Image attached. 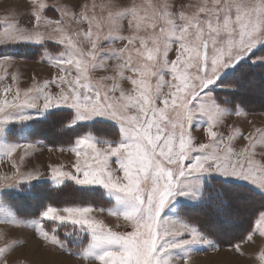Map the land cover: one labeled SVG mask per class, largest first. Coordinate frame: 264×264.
Segmentation results:
<instances>
[{
  "label": "snow or ice",
  "instance_id": "snow-or-ice-1",
  "mask_svg": "<svg viewBox=\"0 0 264 264\" xmlns=\"http://www.w3.org/2000/svg\"><path fill=\"white\" fill-rule=\"evenodd\" d=\"M27 3L24 11L0 12V48L38 49L54 71L44 79L32 74L21 87V74L9 72L15 54L0 52V158L11 168L0 172V225H7L0 228V264L26 243L9 237L18 227L84 264H192L194 252L219 251L221 244L179 213L184 205L211 206L235 224L240 209L222 189L246 188L264 200V124L227 123L248 115L230 98L238 90L229 74L245 64L264 69V0H195L179 8L168 0ZM50 120L66 143L49 150L71 153L73 161L69 168L49 164L45 174L24 164L44 141L9 137L27 140L33 124ZM98 123L111 124L117 136L87 127ZM34 181L58 194L69 184L77 193L99 190L109 206L57 196L40 199L23 217L9 198L31 193ZM105 212L131 230L114 231L100 218ZM257 237L262 243L248 255L264 264V203L226 246L245 255L242 245H256Z\"/></svg>",
  "mask_w": 264,
  "mask_h": 264
},
{
  "label": "rangeland",
  "instance_id": "rangeland-1",
  "mask_svg": "<svg viewBox=\"0 0 264 264\" xmlns=\"http://www.w3.org/2000/svg\"><path fill=\"white\" fill-rule=\"evenodd\" d=\"M56 2L57 0H48L49 4H54ZM59 2L69 4L73 7H78V5L83 3L84 0H59ZM89 2H91V0H89ZM96 2L99 3L100 0H96ZM114 2L118 4H127L130 3V0H114ZM137 2H140V0H137ZM168 2L173 4L176 8H179L181 5L194 3L195 0H168ZM28 6L27 0H0V12H3L5 9L10 7H16L20 11H24L28 8ZM46 14L55 16V13L52 10H49ZM27 19H29V17L24 16L22 18V22ZM124 23L126 25V21ZM116 46H120L119 41L116 42ZM0 52L15 54L16 65L14 68L9 69V72L18 71L21 74V87H26L31 82L30 78L32 74H35L39 79H44L47 78L52 71H54V69H52L47 63L41 62L39 60L38 49L19 46L0 48ZM174 55V52L169 53V58H174ZM100 74L103 73H97V75ZM0 75H3V73L0 72ZM261 77H264V69H254L245 64L229 74L228 80L232 82L238 90L234 95H230L229 93L220 91L219 89L217 90L218 96L230 95V98H232L234 102H243L248 113L246 117H236L234 115L230 116L227 118V123L239 124L245 129L249 127L248 121H251L256 125L264 124V99H262L260 96V90L262 86H264V80H262ZM3 83L10 84L11 79L9 78ZM124 83L127 87V82L125 81ZM57 127L58 126H53L51 120L44 121L33 124V134L30 135L27 140L12 136L9 137L10 140L18 143H28L36 139L44 141L43 144L37 145L35 152L25 159L24 164L26 168H39L40 171L47 174L49 164L61 163L65 166V168L70 167V164L73 161V156L71 153L60 152L58 150H49V146L54 149H58L61 145L66 143L65 140L58 138L61 134L57 132ZM87 127L92 128L98 135H103L108 138H115L117 136V129L109 123H98L95 125H88ZM224 131H226V129H224ZM194 134L198 137L201 136V132L199 130L194 131ZM66 135L70 136L72 134L67 133ZM22 151L23 150H18L17 153L13 155V159L19 161ZM113 166L115 167V164H113ZM10 171L11 168L9 161L6 158H0V172ZM213 183L217 187L220 186L218 181H213ZM33 184L34 187L31 193L13 192L9 198V203H11L12 206L23 217H31L35 213L37 203L40 199L56 198L57 196H62L63 198L75 197L77 200L83 199L85 201L94 203L98 207L109 206L99 190L77 193L73 192L74 186L69 184V187L65 189L64 193L58 194L56 190L51 187L50 183H40L34 181ZM232 188L233 190H231V194H233L234 197H228L226 194L225 198L229 199L233 204L238 206L240 205V208H244L239 212H233V216L236 218L235 225L238 229L240 224H243L245 220H247L248 223V218L250 215L249 211L251 209L258 208L261 203H264V200L251 193L246 188ZM240 189L247 192L243 195V199L237 197L236 195L237 191H240ZM227 190L228 189H224L226 193ZM255 198L259 199V203H256ZM255 204L259 206L255 207ZM213 212L214 210L212 207L208 211L203 205H184L179 213L181 217L197 223L201 227L202 231H207L212 239H215L219 244H221L219 251L216 252H194L192 255V264H256L255 260L250 258L248 253L254 252L255 248L259 246L262 241L257 237L256 245H242L245 255H239L235 251H230L226 245L229 241L234 242L235 239L228 240L227 236L222 237L220 235L221 230H228L229 227L224 223V221L216 224V221H219L222 218L218 215H215L213 218L211 216V213ZM99 215L100 218H102L105 223L111 226L114 231L123 232L131 230L130 225H128L122 219L118 220L116 217L109 216L106 212ZM214 225H216L217 228L214 227ZM204 226L208 227L209 229L212 228L215 232L212 234L206 230ZM5 227H7V225H0V228ZM245 230L242 229V233L240 232L239 235L243 234ZM234 232L235 230L233 229L228 231L227 234H232ZM9 237L23 239L26 241V243L20 245L18 248L9 253L8 259L10 264L13 260H15L17 264H24V262H28V264H84V262L79 257L65 254L58 249L51 248L50 246L41 247L42 241H40L33 234V230L31 228H10ZM0 243H2V241H0Z\"/></svg>",
  "mask_w": 264,
  "mask_h": 264
},
{
  "label": "trees",
  "instance_id": "trees-1",
  "mask_svg": "<svg viewBox=\"0 0 264 264\" xmlns=\"http://www.w3.org/2000/svg\"><path fill=\"white\" fill-rule=\"evenodd\" d=\"M238 188V187H237ZM224 190V189H223ZM231 190H233V188L232 187H230V188H228V190H227V196L228 197H230V196H232V197H234V195L233 194H231ZM236 190H238V189H236ZM230 191V192H229ZM245 193H247V192H245L244 190H242V189H240V191H237V193H236V195H237V197H239V198H241V199H243V195L245 194ZM255 200H256V203H259V199H257V198H255ZM236 205V204H235ZM238 206V205H237ZM240 206V205H239ZM238 206V207H239ZM254 206V205H253ZM259 205H257V204H255V207H258ZM254 207V208H255ZM205 208H207V210L209 211L210 209H211V206H205ZM239 211H241V210H243L244 208H240L239 207ZM252 210V209H251ZM250 210V211H251ZM238 211V212H239ZM246 211V210H245ZM250 211H249V213H250ZM247 212V211H246ZM215 215H217L215 212H213V213H211V216L214 218V216ZM205 218V217H204ZM212 222V221H211ZM219 222H223V220L221 219V220H219V221H216V224L217 223H219ZM213 223V222H212ZM247 220H245L244 221V223L243 224H240V229L238 228H236V225L235 224H227V226L229 227L228 228V230H221L220 231V235L223 237V236H227V238H228V240H232V239H236L237 238V236L240 234V232L242 233V229L243 230H245L246 228H247ZM214 227H216L217 228V226L216 225H214ZM204 228L206 229V230H208L209 232H211L212 234L215 232V231H213V229H212V231H211V229H209L208 227H206V226H204ZM235 230V232L234 233H232V234H227V232L228 231H231V230ZM238 230V231H237ZM208 235H209V233L207 232V231H205ZM210 236V235H209ZM215 236V235H214ZM211 237V236H210ZM217 239V238H216ZM218 243V242H217Z\"/></svg>",
  "mask_w": 264,
  "mask_h": 264
},
{
  "label": "crops",
  "instance_id": "crops-1",
  "mask_svg": "<svg viewBox=\"0 0 264 264\" xmlns=\"http://www.w3.org/2000/svg\"><path fill=\"white\" fill-rule=\"evenodd\" d=\"M256 249V248H255ZM249 262V261H248Z\"/></svg>",
  "mask_w": 264,
  "mask_h": 264
}]
</instances>
